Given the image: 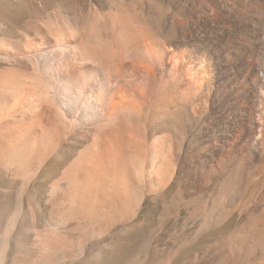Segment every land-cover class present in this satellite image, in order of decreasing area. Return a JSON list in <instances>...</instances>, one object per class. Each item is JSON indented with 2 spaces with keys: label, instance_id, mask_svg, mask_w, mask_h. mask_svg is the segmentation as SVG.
<instances>
[{
  "label": "rangeland",
  "instance_id": "1",
  "mask_svg": "<svg viewBox=\"0 0 264 264\" xmlns=\"http://www.w3.org/2000/svg\"><path fill=\"white\" fill-rule=\"evenodd\" d=\"M189 2L0 0V264H264V157L219 192L231 164L204 166L206 144L185 134L183 160L194 163L172 168L167 160L166 182L140 180L150 158L133 153L127 168L140 181L92 184L83 182L81 161L90 135L79 131L54 150L46 138L47 117L85 127L93 115L64 97L57 69L64 57L83 56L73 35L87 28L91 10L154 9L161 19L182 17ZM28 90L43 121L35 113L26 121Z\"/></svg>",
  "mask_w": 264,
  "mask_h": 264
},
{
  "label": "bare ground",
  "instance_id": "2",
  "mask_svg": "<svg viewBox=\"0 0 264 264\" xmlns=\"http://www.w3.org/2000/svg\"><path fill=\"white\" fill-rule=\"evenodd\" d=\"M189 4L182 17L167 13L161 19L154 9L144 15L93 9L87 28L74 33L84 53L59 63L61 92L77 113L94 109V117L85 116L89 122L82 128L72 117H47L44 125L53 150L79 131L90 135L83 182H137L126 161L133 153L150 158L140 180L166 182L167 160L173 159L172 168L194 163L183 160L185 134L206 144L204 166L231 164L219 192L228 191L233 179L242 182L264 157V0ZM24 97L28 124L33 113L42 120L43 108L29 90Z\"/></svg>",
  "mask_w": 264,
  "mask_h": 264
}]
</instances>
